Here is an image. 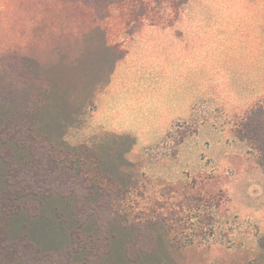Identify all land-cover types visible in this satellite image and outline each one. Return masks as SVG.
I'll use <instances>...</instances> for the list:
<instances>
[{
    "label": "rangeland",
    "instance_id": "rangeland-1",
    "mask_svg": "<svg viewBox=\"0 0 264 264\" xmlns=\"http://www.w3.org/2000/svg\"><path fill=\"white\" fill-rule=\"evenodd\" d=\"M146 2L147 14L130 23L123 5L109 6L101 21L107 44L125 55L111 74L108 64L91 78L93 102L64 123L62 136L96 145L109 133L130 134L126 157L139 175V198L149 205L190 198L194 207L183 212L185 264H251L262 255L264 170L237 128L251 107L264 106V39L256 40L264 37V0ZM93 17L66 0H0V73L10 51L30 48L45 59L66 43L80 54ZM110 85V113L128 130L99 117Z\"/></svg>",
    "mask_w": 264,
    "mask_h": 264
},
{
    "label": "trees",
    "instance_id": "trees-1",
    "mask_svg": "<svg viewBox=\"0 0 264 264\" xmlns=\"http://www.w3.org/2000/svg\"><path fill=\"white\" fill-rule=\"evenodd\" d=\"M66 1L94 14L80 54L62 43L45 59L30 48L10 51L2 59L0 264H185L183 212L194 207L190 198L170 205H149L139 198V175L126 157L134 138L109 133L96 145H72L62 136L64 123L93 102L97 88L91 78L104 75L108 64L111 74L125 55L118 45L107 44L101 21L109 6L123 5L130 23L147 14L148 4ZM237 133L251 141L264 170V106L251 107ZM260 247L259 261L251 264H264V237Z\"/></svg>",
    "mask_w": 264,
    "mask_h": 264
},
{
    "label": "crops",
    "instance_id": "crops-1",
    "mask_svg": "<svg viewBox=\"0 0 264 264\" xmlns=\"http://www.w3.org/2000/svg\"><path fill=\"white\" fill-rule=\"evenodd\" d=\"M264 39L263 35L258 33L256 35L257 44L260 43ZM117 81V80H116ZM113 83V82H112ZM104 95H102V100L100 101V105L98 106V112L100 119L104 120L110 129L114 130H128L129 128L124 126H121L117 124L113 120V116L110 113L111 107L109 108V105L111 104L113 100V91L111 85L104 91Z\"/></svg>",
    "mask_w": 264,
    "mask_h": 264
}]
</instances>
